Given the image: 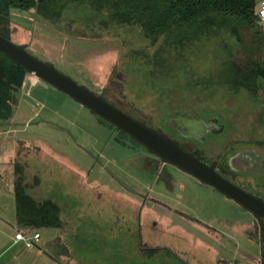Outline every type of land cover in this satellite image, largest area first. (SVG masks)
I'll return each instance as SVG.
<instances>
[{"label": "rangeland", "instance_id": "obj_1", "mask_svg": "<svg viewBox=\"0 0 264 264\" xmlns=\"http://www.w3.org/2000/svg\"><path fill=\"white\" fill-rule=\"evenodd\" d=\"M10 20L28 51L148 125L168 131L166 115L219 117L224 130L203 144L212 161L264 144V91L233 92L219 77L225 60L239 58L237 39L224 29L177 49L85 3L68 4L51 22L18 10ZM15 97L11 117L0 121V264H260L258 223L233 200L145 154L135 167L130 141L118 143L114 129L36 76L26 74ZM185 129L193 138L204 133L201 124ZM218 169L264 197V174L235 176L222 161ZM19 175L35 199L59 206L61 228L16 222ZM20 230L39 233L37 245L15 241Z\"/></svg>", "mask_w": 264, "mask_h": 264}, {"label": "trees", "instance_id": "obj_2", "mask_svg": "<svg viewBox=\"0 0 264 264\" xmlns=\"http://www.w3.org/2000/svg\"><path fill=\"white\" fill-rule=\"evenodd\" d=\"M72 3H85L97 10L108 11L110 17L117 24L136 25L151 43L164 38L167 43L177 47V49H181L189 42L194 41L199 35L211 33L215 29L218 30L217 28L224 29L237 39L239 58L231 56L222 63L219 72L222 83L230 91L246 90L254 97L257 96L260 89L264 91V27L255 17L256 0H0V34L16 43L24 44L15 40L12 36L14 28L11 25L10 18L14 10L33 12L36 17L51 22L59 19L64 8ZM24 45L28 50V46ZM81 67V64L76 67L78 69L77 72L80 73ZM26 74L28 73L20 65L13 64L0 52V121L8 120L11 117L17 102L15 93L23 86ZM80 77L82 78L81 75ZM123 111L128 112L126 110ZM97 117L102 123L117 132L116 139L118 143L123 144V140L130 141L127 147L131 146L134 150L130 153L131 164L135 165L137 160L143 157L140 153L147 154L149 157L160 161L157 157L150 155L142 145L130 139L126 133L119 131L102 117ZM166 117H172L179 127L182 124L181 127L183 129L188 127L192 130L199 124L203 126L204 130L205 125H208L214 117L217 118L219 124L222 121L214 115L188 116L175 114L166 115L161 119V122ZM192 119L198 121V124L193 122ZM153 127L171 135L184 149H188L184 143L190 140L195 141V144L193 143L195 149L191 150L192 153L207 163L212 162V159L207 157L203 144H209V142H206L209 136L219 134L216 130L206 129L203 135L195 132L198 137L193 138L180 134L176 128H169L167 131L160 127ZM257 146H264V144L237 146L233 151L228 150L218 154L215 157L217 158L216 170L225 176L218 169V165L222 161L231 174L236 176L241 172H235L230 168L229 158L242 147ZM134 152L138 154L132 156ZM138 171L142 170L138 168ZM16 172L20 174L17 169ZM225 177L231 181L234 179L228 176ZM27 185L22 175L14 178L13 195L16 222L20 226L31 229L61 228L63 222L59 215V206L51 199H35L34 196L27 192ZM119 187L122 191V188H126ZM242 188L245 189L243 186ZM133 191L135 190L129 189L128 193L131 194ZM115 192L118 193V191ZM118 194L115 193V195L119 196ZM258 228L256 242H258L260 247V264H264L263 219L259 220Z\"/></svg>", "mask_w": 264, "mask_h": 264}, {"label": "water", "instance_id": "obj_3", "mask_svg": "<svg viewBox=\"0 0 264 264\" xmlns=\"http://www.w3.org/2000/svg\"><path fill=\"white\" fill-rule=\"evenodd\" d=\"M0 52L13 64L20 65L28 74L38 77L68 95L72 100L83 105L89 113L102 117L119 131L126 133L130 139L142 145L161 163L172 165L195 177L201 183L213 187L225 198L233 200L249 211L256 220H264V199L219 173L216 170L217 160L207 163L197 158L190 150L182 148L170 135L133 117L110 103L103 95L91 90L86 84L77 82L70 75L57 69L51 61L40 59L32 54L24 44L16 43L1 34ZM164 124L176 128L184 136L192 137V134L183 130L181 126L180 128L172 117H168ZM209 128L220 132L224 127L214 117L208 125H205L204 131ZM228 163L235 172L244 171L256 177L262 176L264 146L242 147L229 158Z\"/></svg>", "mask_w": 264, "mask_h": 264}, {"label": "built area", "instance_id": "obj_4", "mask_svg": "<svg viewBox=\"0 0 264 264\" xmlns=\"http://www.w3.org/2000/svg\"><path fill=\"white\" fill-rule=\"evenodd\" d=\"M256 20L259 21L264 27V0H256L254 9ZM40 239L39 233L26 234L24 231H18L14 234L15 241L23 242L27 248H33L37 245Z\"/></svg>", "mask_w": 264, "mask_h": 264}, {"label": "flooded vegetation", "instance_id": "obj_5", "mask_svg": "<svg viewBox=\"0 0 264 264\" xmlns=\"http://www.w3.org/2000/svg\"><path fill=\"white\" fill-rule=\"evenodd\" d=\"M156 130H158V131H161V130H160V129H158V128H157ZM161 132H164V131H161ZM164 133H166V132H164ZM166 134H167V133H166ZM168 135H169V134H168ZM170 136H171V135H170ZM171 137H172V136H171ZM193 149H195V148H192V149H187V150H190V151H191V150H193ZM191 152H192V151H191ZM141 155H144V154H141ZM145 155H147V154H145ZM147 156H148V155H147ZM162 164H164V163H162ZM139 173H141V175H143V174H144V176L146 175V174H145V173H143L142 171H139ZM146 176H147V175H146ZM146 176H145V177H146ZM147 179H149V177H148V176H147ZM135 195H136L137 197H139V195H137V194H135ZM255 220H256V219H255ZM256 221H257V223H259V220H256ZM258 229H259V228H258ZM245 232H246V233H251L250 231H246V230H245ZM252 236H253L254 238H256V239H257V237H258V234L256 235L255 233H254V234L252 233Z\"/></svg>", "mask_w": 264, "mask_h": 264}, {"label": "bare ground", "instance_id": "obj_6", "mask_svg": "<svg viewBox=\"0 0 264 264\" xmlns=\"http://www.w3.org/2000/svg\"><path fill=\"white\" fill-rule=\"evenodd\" d=\"M181 126V125H180ZM185 128V127H184Z\"/></svg>", "mask_w": 264, "mask_h": 264}]
</instances>
